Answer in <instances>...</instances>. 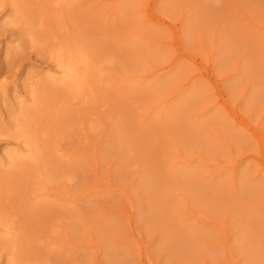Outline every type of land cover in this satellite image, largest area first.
Returning a JSON list of instances; mask_svg holds the SVG:
<instances>
[{"label": "rangeland", "instance_id": "374dc122", "mask_svg": "<svg viewBox=\"0 0 264 264\" xmlns=\"http://www.w3.org/2000/svg\"><path fill=\"white\" fill-rule=\"evenodd\" d=\"M11 1L0 264H264V0Z\"/></svg>", "mask_w": 264, "mask_h": 264}, {"label": "bare ground", "instance_id": "6f19581e", "mask_svg": "<svg viewBox=\"0 0 264 264\" xmlns=\"http://www.w3.org/2000/svg\"><path fill=\"white\" fill-rule=\"evenodd\" d=\"M7 1H9V2H7ZM13 1H14V0H13ZM15 1H16V0H15ZM47 1L50 2L49 0H47ZM60 1H61V0H60ZM60 1H59V0H52L50 3H51L52 5H58ZM6 2H7V3H6ZM6 2H5L4 0H0V5H4V4H5V5H7V4H10V5L14 4V5H15V3H17V1L14 3V2H12V1L10 2V0H6ZM61 2H63V1H61ZM11 3H12V4H11ZM11 10H12V9H11ZM13 10H14V9H13ZM15 10H17V8H16ZM15 10H14V11H15ZM17 11H18V10H17ZM17 11H15L14 14L12 13V14H13V17H14V15H16V12H17ZM17 14H18V13H17ZM11 17H12V16H11ZM13 17L11 18L12 20H13ZM16 17H17V18H14V19L20 20V19H18V18H19L18 15H16ZM11 22H12V21H11ZM11 22H10V23H11ZM18 22H19V21H18ZM18 22L15 21V22H12L11 24H12V25H13L14 23H17V24H18ZM20 23H21V22H20ZM20 23H19V24H20ZM19 24H18V25H19ZM6 25H7V24H6ZM8 26H9V25H8ZM8 26H7V27H8ZM22 26H23V25H22ZM10 29H11V28H10ZM12 30H13V29H12Z\"/></svg>", "mask_w": 264, "mask_h": 264}]
</instances>
